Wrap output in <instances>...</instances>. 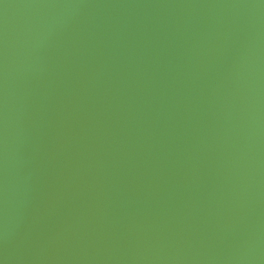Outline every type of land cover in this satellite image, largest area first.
Wrapping results in <instances>:
<instances>
[{
    "label": "water",
    "instance_id": "obj_1",
    "mask_svg": "<svg viewBox=\"0 0 264 264\" xmlns=\"http://www.w3.org/2000/svg\"><path fill=\"white\" fill-rule=\"evenodd\" d=\"M0 264H264V0H0Z\"/></svg>",
    "mask_w": 264,
    "mask_h": 264
}]
</instances>
